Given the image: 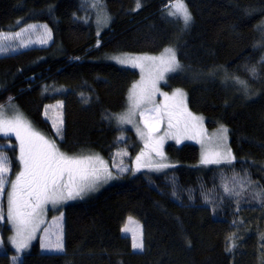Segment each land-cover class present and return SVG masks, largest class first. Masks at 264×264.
Wrapping results in <instances>:
<instances>
[{
    "label": "trees",
    "instance_id": "1",
    "mask_svg": "<svg viewBox=\"0 0 264 264\" xmlns=\"http://www.w3.org/2000/svg\"><path fill=\"white\" fill-rule=\"evenodd\" d=\"M103 1L108 24L96 35L89 0H0V32L14 30L17 22L42 23L52 36L46 47L0 56V106L18 104L54 139L44 107L62 101L63 139L56 141L61 151L88 150L110 159L125 150L133 157L139 144L131 133L118 142L113 117L124 111L138 74L106 57L172 47L182 67L164 89H182L188 109L205 119L208 130L225 126L235 160L203 166L196 146L168 144L171 166L165 172L122 175L64 208L63 254H41L36 243L14 262L4 221L0 264H264V205L252 196L264 188V0H184L192 15L188 28L166 14L171 0H139V8L137 0ZM252 65L256 78L245 70ZM226 73L246 79L248 94ZM8 143L14 140L0 138L14 176L18 152ZM234 176L254 182L240 197L224 192ZM130 216L143 232L138 253L121 235ZM232 234L236 247L229 251Z\"/></svg>",
    "mask_w": 264,
    "mask_h": 264
},
{
    "label": "snow or ice",
    "instance_id": "2",
    "mask_svg": "<svg viewBox=\"0 0 264 264\" xmlns=\"http://www.w3.org/2000/svg\"><path fill=\"white\" fill-rule=\"evenodd\" d=\"M100 0H92L91 7L97 8ZM140 7L137 0V8ZM168 15L183 22L188 28L192 22V15L188 10L184 0H171ZM98 16V22H99ZM107 18H105L106 22ZM29 28L35 26L29 25ZM45 34L50 35V30L44 26ZM28 29H23L27 31ZM21 36L20 32L14 34ZM12 36L0 32V53L3 52V41ZM118 63L139 68L141 79L132 85L129 90L128 110L116 117L119 124H132L137 129V134L144 142V149L136 156V171L142 167H149L157 171L170 167L164 163L163 152L161 151L164 136H158L161 125L167 124L165 136H172L179 139L186 136L196 139L202 143L201 121L202 118L194 116L187 109L184 102V93L176 89L172 96L167 92H161L159 83L165 80L167 73H174L181 69V64L177 59L176 51L173 48H165L160 56H136L118 58ZM264 68V58L259 61ZM245 70L253 78L258 76L255 65L245 66ZM211 74H214L210 70ZM226 80H231L245 94H248V81L236 74H225ZM166 82V81H165ZM159 94L164 97L162 104H157L155 96ZM62 101L58 104L62 106ZM137 114L141 118L143 128H140L135 120ZM63 120L53 122V127L57 135L63 139ZM0 135L8 137L14 135L19 146L17 160L19 171L15 178L11 180L10 189L7 191V222L11 225L14 233L10 237V242L17 253L29 248L31 241L36 238V233L43 231L41 236V248L50 252L63 253L65 251L63 232V212L57 218L59 223L57 230L53 232L49 228H41L44 217L48 211V205L52 210H58L57 206L68 200L83 199L89 192L96 191L102 183L114 179L107 164L99 155L72 154L61 151L60 147L53 140L46 138L37 131L19 112L13 116L6 115L5 110L0 106ZM227 129L221 127L219 135L216 137L211 151L202 153L201 162L204 164H231L235 157L227 143ZM203 146V145H202ZM155 153L161 159L154 163L146 162L145 157ZM127 153H125L126 155ZM119 171H127L126 168H119ZM11 172V161L0 150V221L5 220V209L3 198L6 187L9 184L8 174ZM254 182L250 177H233L231 186L228 183L223 185L225 194L240 197L248 191ZM175 194V193H174ZM252 196L264 205V188L253 190ZM239 211V208H237ZM129 221L133 218L130 216ZM124 232L130 231L128 227L122 229ZM138 233V234H137ZM235 234L229 237L231 243L228 245L229 251L236 247ZM264 241V236H262ZM264 246V245H262ZM134 249L143 250L144 239L142 228L133 232ZM17 257H13L15 262Z\"/></svg>",
    "mask_w": 264,
    "mask_h": 264
},
{
    "label": "rangeland",
    "instance_id": "3",
    "mask_svg": "<svg viewBox=\"0 0 264 264\" xmlns=\"http://www.w3.org/2000/svg\"><path fill=\"white\" fill-rule=\"evenodd\" d=\"M89 1H90V3L88 4L87 10L91 11L92 13H94V17H95V23H94L95 24V32H96V35H99L102 32V30L107 26V24H108L107 22H108V18L109 17H108V15H106V11H105L104 6H103V4H104L103 0H100V4L98 5L97 8L91 7L92 0H89ZM168 11H169V9L166 11L167 15H168ZM98 16L100 18L99 22H98ZM105 18H107L106 22H105ZM29 25H33L35 27L29 28L28 27ZM44 26H45V24H42V23H34V24L22 25L20 22H17V24L14 27V30L8 31V32H3V33H6V34L10 33V34H12V36L10 38L5 39L3 41V49L4 50H3L2 53H0V56L4 55V54H8V53L18 52V51H21V50H24V49H27V48L46 47V46H48L51 43L52 36H51V32H50V35H46L45 34ZM262 28H263V26H262ZM23 29H28V30L27 31H23ZM47 29H48V27H47ZM17 32H20L21 36L15 37L14 34L17 33ZM167 48H172V47H167ZM163 51H161L158 54H118V55H110V56L106 57V61L110 62L112 64H115L117 66H120L122 68H126V69H130V70L136 71L137 74H138V79L136 80L135 83H137L141 79V73H140L139 68H134V67H131L130 65L118 63L117 59L118 58H124V57L143 56V55L160 56ZM180 71H181V69L178 70L177 72L167 73L165 75V80H161L159 85H158L161 92H167L169 94V96H172V93L176 89H173L170 92H168V91H166L164 89V87L167 86L168 78L171 75H173V74L179 73ZM131 88H132V86H131ZM180 90H182V89H180ZM182 92L184 93V102L187 105L186 93L183 90H182ZM128 95H129V92L127 94L126 107H125L124 111L121 112L120 114H123V113H125L128 110V107H129ZM155 101H156L157 104H162L164 102V97L159 95V94H157L155 96ZM58 102L59 101L47 104L44 107V112H43L44 119L48 121V123L50 124V126L52 128V131H53V134H54V139H51V140H53L54 142L60 140V137L57 135L56 130L53 127V122L54 121H58V119H62V106H60L58 104ZM3 108L5 110L6 115L9 116V117H11L14 114H16V112H19L28 122L31 123V125L37 131H39L32 124V122L25 115L24 111L18 106V104L12 102V103H9V104L3 106ZM187 109H188V106H187ZM188 111H190V110L188 109ZM120 114H118L115 117H113L114 125L120 131V135L118 137V142H119V140L121 142H124L125 139H126L125 134L128 135V134L131 133L134 136L135 141L139 144V147H140L139 152L135 156L130 157V155L128 154L127 151L119 150V151H116L110 157V159H105L102 156H100L98 153L93 152V151H88V150L80 152V153H77V154H84V155H99L103 159V161L106 162L109 170L112 172V174H113V176L115 178L108 180L106 183H102L98 187V189L96 191L89 192L87 195L84 196L83 199L77 198V199H74V200H68V201H66L63 204L58 205L57 206L58 210H52V206L48 205L47 206L48 207V211L45 214L44 223L41 225L42 229L43 228H49L53 232H55L57 230L58 223H59L57 218L60 216V213L63 212L64 208L67 205L75 203V202H78V201H83V200H85V199H87L89 197L97 195L100 191H102L106 187L110 186L112 183H114V181L118 177H120L122 175L128 174L130 176H135V175H138V174H161V173L165 172L169 168V167H167V168H164L162 170L157 171L155 169H150L149 167H142L139 171L135 170L136 169V156L139 155L142 150L145 151V152H147L148 150L144 149V142L141 140L140 136L137 134V129H136L135 126H133L132 124H119L118 123L116 117L119 116ZM193 115L196 116V117L202 118V121H201L202 135L200 137L202 143H198L196 139H190V138H187L186 136H181V137H179V139L174 138L172 136H165V133L167 131V124L164 123V124L161 125L160 131L157 133L158 136H164L165 137L164 140H163L162 148H161V151L163 152V157H164V161L163 162L169 164L168 161H167V158H166V153H165V149H166V146L168 144H174L176 146H182L184 144H191V145L196 146L198 148V150H199V157H200V164L201 165H203V166H215V167L230 166L234 161L231 164H229V163L204 164V163L201 162L202 153H206V152H209V151L212 150V148L214 146L215 139L219 135L221 127L223 125H220L217 128H215V129L208 130L207 127H206V124H205V119L203 117L199 116V115H196V114H193ZM135 120H136L138 126L140 128H143V123L141 122V118H140V116L138 114L135 117ZM61 128H62V126H61ZM223 128H226V127L223 126ZM0 138L13 139L14 143L13 144L8 143L5 147L14 146L15 149L17 150L18 154H19L18 142L16 141L14 135H9L8 137H4L3 135H0ZM226 143H227L228 148H230V146H229L228 129H227V140H226ZM127 148H131L132 149L133 148V144L132 143L128 144ZM125 153H127V154L125 155ZM4 154L7 156L6 153H4ZM69 155H72V154H69ZM160 159L161 158L159 156H157L155 153H151L150 156L145 157V161L146 162H152V163H154L156 161H159ZM18 164H19V162H18ZM119 168H126L127 171L121 172V171H119ZM19 170L20 169H19V166H18L17 172ZM11 171H12V169H11ZM11 173L12 172H10L8 174L9 184L6 187L5 196H4L3 202H2L3 203V207L5 209V220L4 221L6 222L8 228L10 229V235L8 237V240H7L9 248L13 251V253L15 254V257H17V259L21 258L25 253L29 252L31 247L34 244H36V243H38L39 252L41 254H47V255H53V254L60 255V254H63V253H57V252H50V251H47V250L41 248V239L40 238H41V236L44 235L43 231H39V232L36 233V238L31 241V244H30L29 248L25 249L21 253H17L16 252L15 248L13 247V245L10 242V237L13 236L14 233L12 232L11 225L7 222V218H6L7 217V212H6V209H7V191H8V189H10L11 180L14 179L15 175L17 174L16 173L14 176H12ZM225 183H228L231 186L232 181H228V182H225ZM4 221H0V224H3ZM63 223H64V213H63L62 225H63ZM125 227H128L130 229V231H128V232L122 231V229L125 228ZM123 228L121 229V235L122 236H127V237L130 238L132 252H134V253L141 252L142 250L134 249L132 247V244H133V232L135 230H137L138 228H141L140 224L138 222H136L135 219H133L132 222H130L129 219L127 218ZM0 247H1V251H2L1 253H5L1 239H0Z\"/></svg>",
    "mask_w": 264,
    "mask_h": 264
}]
</instances>
